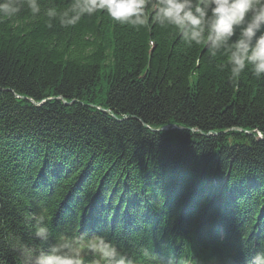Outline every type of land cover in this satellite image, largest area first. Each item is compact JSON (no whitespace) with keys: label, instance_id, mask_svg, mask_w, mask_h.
Returning <instances> with one entry per match:
<instances>
[{"label":"trees","instance_id":"trees-1","mask_svg":"<svg viewBox=\"0 0 264 264\" xmlns=\"http://www.w3.org/2000/svg\"><path fill=\"white\" fill-rule=\"evenodd\" d=\"M154 11L139 30L104 12L0 22V221L27 239L24 215L46 207L54 233L131 257L246 264L264 248V79L231 84Z\"/></svg>","mask_w":264,"mask_h":264},{"label":"clouds","instance_id":"clouds-1","mask_svg":"<svg viewBox=\"0 0 264 264\" xmlns=\"http://www.w3.org/2000/svg\"><path fill=\"white\" fill-rule=\"evenodd\" d=\"M155 9L151 22L174 30L181 43L203 47L230 73L238 85L243 74L264 79V0H0V22L10 21L27 10L33 19H46L51 28L58 22L73 29L85 18L104 12L121 26L139 30L149 24L147 9ZM42 13V15H41ZM28 238L0 221V249L12 254L14 264H134L108 236L76 229L53 232L46 207L29 212L22 221ZM0 264L7 261L0 255ZM246 264H264V248L247 257Z\"/></svg>","mask_w":264,"mask_h":264},{"label":"water","instance_id":"water-1","mask_svg":"<svg viewBox=\"0 0 264 264\" xmlns=\"http://www.w3.org/2000/svg\"><path fill=\"white\" fill-rule=\"evenodd\" d=\"M64 103H65V102H64ZM36 105H38V104H36ZM172 128L174 129V128H175V126H173ZM161 130H167V127H164V128H162ZM238 131H239V132H241V130H240V129H239ZM246 134H248V133H246Z\"/></svg>","mask_w":264,"mask_h":264}]
</instances>
